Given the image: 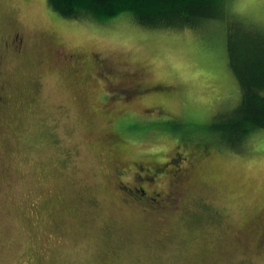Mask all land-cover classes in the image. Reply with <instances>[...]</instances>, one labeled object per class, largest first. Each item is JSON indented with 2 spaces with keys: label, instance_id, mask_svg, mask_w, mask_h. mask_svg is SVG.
Here are the masks:
<instances>
[{
  "label": "rangeland",
  "instance_id": "obj_1",
  "mask_svg": "<svg viewBox=\"0 0 264 264\" xmlns=\"http://www.w3.org/2000/svg\"><path fill=\"white\" fill-rule=\"evenodd\" d=\"M228 5L213 36L148 29L128 14L105 23L63 18L46 0H0V264H264V225L256 229L264 219V130L208 154L185 145L196 137L188 130L219 141L240 101L229 32L264 39V0ZM12 30L25 52L6 54ZM91 55L111 67L104 80L92 71L87 92L66 76L81 62L75 58ZM127 88L147 93L128 101ZM104 94L115 99L111 111L130 113L121 130L134 121L154 135L131 145L130 158L155 163L147 164L151 174L181 151L188 172L179 163L168 168L179 177L154 179L134 162L137 179L108 180L104 152L83 142L104 131L105 118L90 111L107 104ZM133 183L155 196L128 202Z\"/></svg>",
  "mask_w": 264,
  "mask_h": 264
},
{
  "label": "trees",
  "instance_id": "obj_2",
  "mask_svg": "<svg viewBox=\"0 0 264 264\" xmlns=\"http://www.w3.org/2000/svg\"><path fill=\"white\" fill-rule=\"evenodd\" d=\"M46 1L49 8L63 18L105 23L121 14H128L135 24L148 29L182 30L193 28L201 29V31H211L213 36H218L215 34V32H217L216 25L213 23L217 20L228 18L229 13L227 8L230 0ZM207 28H210L211 30H208ZM241 36L234 32H229L228 36L227 51L229 56V66L234 72L239 84L240 101L237 107L231 111V119L226 124L221 125L220 130L222 131H220L221 134L218 136L219 141L214 142L212 140L213 143L200 131H198L200 134L197 131L193 132L192 130L186 132L189 134H195L196 139H191L190 143H185V145H200L202 148H199V152L203 151L202 154H208L210 152L208 148L209 146H213L217 149L219 142L228 141L229 143L234 142V145H240L245 143L256 131L264 130V39H253L246 35ZM106 110L108 112L111 111L108 109ZM151 110L155 109H150V111ZM150 111L148 113H150ZM148 113L141 115L132 114L138 118ZM127 115L128 112L126 115H120L119 117H113L111 119L116 126V131H113L114 128L107 124L108 126L105 125L103 128L104 131H101L99 134H89V138L83 140L85 143H93L92 145L84 143L89 149L102 153L104 152V156L102 157L104 163L102 164L107 172L111 174H106L108 180L117 178V173L122 170V167L126 166V168H129L134 162L137 163V166L140 164L142 168L144 167L147 172L146 174L148 175L153 173L149 174L147 171V169H150L148 165L156 166L155 163L147 162V165L145 160L139 159L140 161H138L127 155L129 151L128 148H130L131 145L141 146V144L154 136L153 134H150V132H152L151 130L143 132L146 128H138L136 124L133 123L134 121L130 123V125H122V128H125V130H121V127L119 126L120 122L126 120L124 116ZM133 119L134 118L131 120ZM223 126H226L227 128L223 129ZM234 126H236L235 129L232 128ZM138 153L143 156V152L139 151ZM177 154L180 155L178 156ZM184 158V153L178 151L173 160H166L164 161V164H161L162 167L159 165L158 167L163 169L165 164L168 165V168H172L173 166L178 167L179 163H183L182 165L184 167ZM188 159L189 158L187 157L186 160ZM134 168L136 171H139L138 167L134 166ZM168 168H166V172L169 171ZM170 171L172 174L173 171ZM173 175L179 177L178 173H174ZM183 184L184 181H179L177 186L178 189H180V185L181 189L184 188ZM133 188L134 187H131V189ZM168 188L170 189V187L167 186L166 189ZM193 190H195V188ZM106 191L109 192L108 188H106ZM162 193L165 194L166 192ZM129 199L130 201L128 202H142L145 200L142 198ZM158 199L159 198H157V200ZM123 200L125 204L128 203L127 200L125 202V199L122 198V201ZM148 206L149 205H147V207ZM262 237L264 236L262 235Z\"/></svg>",
  "mask_w": 264,
  "mask_h": 264
},
{
  "label": "flooded vegetation",
  "instance_id": "obj_3",
  "mask_svg": "<svg viewBox=\"0 0 264 264\" xmlns=\"http://www.w3.org/2000/svg\"><path fill=\"white\" fill-rule=\"evenodd\" d=\"M3 43H4V47H8L9 45H13V50H8V49H6L5 50V52H8V53H6V54H12V52H15L16 54H20V53H23V52H25V49H24V47H25V45H24V42H23V39L21 38V36H20V34L18 33V32H16V31H14V30H12V31H8V33L6 34V37L4 38V40H3ZM14 48H15V50H14ZM5 54V55H6ZM75 57H77V56H75ZM80 58H75L76 60L75 61H81V62H76L75 64H74V69H73V71L72 72H69V75L68 76H66L67 78H68V80L70 79V80H72V83H71V85L73 86V85H75L76 84V86H78V87H80V86H82L87 92H89L88 91V89H87V86H86V80H88L89 81V78L92 76V71L94 72L93 74H95V76H99V77H101V79H103L104 80V76L105 75H107L108 73H109V68L111 67V64L109 63V62H103V60L102 61H97V60H95L96 58H94V56L93 55H91L88 59H86V58H83V57H81V56H79ZM2 58H3V55H0V62H2ZM91 58H93V60H91ZM78 59V60H77ZM98 70H100V72H98ZM97 72V73H96ZM115 72H113L112 74H114ZM111 74V75H112ZM91 79V78H90ZM69 80V81H70ZM87 81V82H88ZM6 84V83H5ZM4 83H1L0 84V93H2V91H3V87H4V85H5ZM79 90V92L77 93V95L78 94H80V92H85V91H83V90H81V89H78ZM115 90H117V89H113V91H115ZM129 89L127 88V90H124L123 92H122V94L124 95V97L126 98L125 100H128V101H130L131 100V98H132V96H134V95H146V91L147 90H145V92L144 93H138V94H136V92H134V91H128ZM104 95H106V100H102V101H105L107 104L105 105V104H103L102 105V111H100V113H99V111H98V109H97V107L98 106H96V105H91L90 106V108H91V112L92 113H94L96 116H98V117H102V118H105V124L107 125V124H109V126H111V127H113L112 129H113V131L116 129V126L114 125V123H113V121L111 120L113 117H119L120 115H126V113L124 114V112L123 111H116V112H113V111H110V112H108L106 109H108V110H110L111 109V106L109 105L110 103H111V100H109L111 97H113V96H108V94H104ZM105 97V96H104ZM110 97V98H109ZM1 99L2 98H0V108H4L5 107V101H1ZM115 99H112V101H114ZM109 105V106H108ZM128 114H130L129 112H128ZM111 116V117H110ZM111 124H113V125H111ZM108 126V125H107ZM116 131V130H115ZM117 133V132H116ZM115 134V133H114ZM98 138V137H97ZM94 141V140H93ZM85 144H88V145H92L93 143L92 142H86ZM90 147H92V146H90ZM202 156V155H201ZM203 157V156H202ZM185 159V158H184ZM135 164V163H134ZM133 164V165H134ZM135 166V165H134ZM136 167H138L137 165H136ZM153 168V167H152ZM166 168H168V165H166L165 164V166L163 167V169L162 168H159V167H157L154 171H152L153 173H152V177H154V179L155 178H157V177H159V175H161L162 173L163 174H166V175H172L173 176V174H174V172L171 174V171L169 170L168 172H166ZM191 168V166H189V167H187V168H184L183 167V169H181L180 170V173L181 174H183V176H184V171H186V172H188V170ZM131 169H130V166H129V168H126V166H124V167H122V170H120V171H118V175H117V178L119 177H121V176H124V177H130L131 176V178L130 179H132V181L133 180H135V179H137V173L136 172H131L130 171ZM140 170V169H139ZM147 171L148 172H150V169H147ZM146 172V171H145ZM132 173V174H131ZM152 180H153V178H152ZM151 180V181H152ZM182 181H184V179L182 180ZM181 181V182H182ZM150 182V181H149ZM184 185V184H183ZM131 187H134L133 189H131L129 186H127L126 188L127 189H129L130 191H132L133 192V194L134 195H132L133 196V198H142V199H145V200H147L148 198H149V196L151 195V196H155V194H153L154 192H152V191H150V192H147V191H145V189H144V187L143 186H136L134 183L132 184V186ZM146 192V193H145ZM150 194V195H149ZM125 195V194H124ZM170 195V193H168V194H166L165 196H169ZM180 195H182V192L180 193ZM126 196V195H125ZM131 196V197H132ZM117 198H118V196H116ZM119 199V198H118ZM121 200H122V198H120ZM151 199H152V197H151ZM144 200V201H145ZM152 201H154V202H156L157 201V198H155L154 200H152ZM165 202H168L169 201V199H165L164 200ZM123 202V201H122ZM263 225H264V219H258V222H257V224H256V229H260L261 227H263Z\"/></svg>",
  "mask_w": 264,
  "mask_h": 264
}]
</instances>
